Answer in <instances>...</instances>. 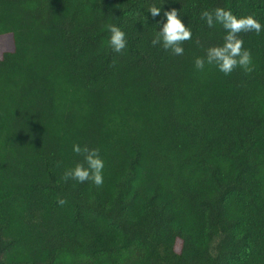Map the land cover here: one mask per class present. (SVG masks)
Masks as SVG:
<instances>
[{
  "label": "trees",
  "instance_id": "obj_1",
  "mask_svg": "<svg viewBox=\"0 0 264 264\" xmlns=\"http://www.w3.org/2000/svg\"><path fill=\"white\" fill-rule=\"evenodd\" d=\"M217 6L264 25V0H0V264H264V30L251 72L196 69ZM172 7L180 55L152 44ZM73 143L102 185L65 177Z\"/></svg>",
  "mask_w": 264,
  "mask_h": 264
},
{
  "label": "clouds",
  "instance_id": "obj_2",
  "mask_svg": "<svg viewBox=\"0 0 264 264\" xmlns=\"http://www.w3.org/2000/svg\"><path fill=\"white\" fill-rule=\"evenodd\" d=\"M152 17L161 13V7L150 5L147 9ZM181 10L175 7L165 9L156 35L152 44H160L164 49L170 50L173 54L180 55L184 52L183 41L192 37V29L185 23ZM209 27L219 24L225 30L223 42L209 45L205 49L204 56H197L194 59V67L203 70L205 65H215L224 74L231 73L235 68L240 67L246 72L252 71V55L249 49L244 48L243 39L238 35L241 32L255 31L260 33L264 25L254 14L236 15L230 9L217 6L211 10L205 9L200 12ZM110 32L109 43L115 52L125 49L127 40L125 31L117 24L107 25ZM72 151L83 155V162H77L74 167L65 170V177H71L79 182L92 181L95 185H102L104 182L103 169L104 160L99 154V149L73 143ZM60 203H63L61 200Z\"/></svg>",
  "mask_w": 264,
  "mask_h": 264
},
{
  "label": "rangeland",
  "instance_id": "obj_3",
  "mask_svg": "<svg viewBox=\"0 0 264 264\" xmlns=\"http://www.w3.org/2000/svg\"><path fill=\"white\" fill-rule=\"evenodd\" d=\"M9 47H10L9 36L8 35H4L0 39V54L2 53V51L9 49Z\"/></svg>",
  "mask_w": 264,
  "mask_h": 264
}]
</instances>
